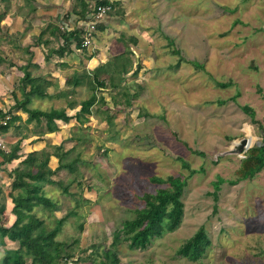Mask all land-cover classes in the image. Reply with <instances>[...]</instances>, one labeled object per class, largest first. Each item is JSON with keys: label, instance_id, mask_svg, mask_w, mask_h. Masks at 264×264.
Returning <instances> with one entry per match:
<instances>
[{"label": "rangeland", "instance_id": "obj_1", "mask_svg": "<svg viewBox=\"0 0 264 264\" xmlns=\"http://www.w3.org/2000/svg\"><path fill=\"white\" fill-rule=\"evenodd\" d=\"M134 1L137 9L132 10L129 22L137 21L139 32L118 37L125 49L120 47L116 52H125L113 57L111 64L122 68L124 61H131L136 54L140 70L121 82L111 68L108 72L112 75L105 71L97 77L106 84L110 76L119 82L115 91L97 92H102L108 103L113 124L104 119V105L99 103L92 107V115L84 125L76 126L75 119L67 124L59 122L58 131L40 139L28 136L20 143L24 154L42 149L53 152L62 146L64 151L72 150L68 160L77 155L81 158L74 172L61 170L53 176L61 181L60 185H45L46 191L59 200L55 216H66L56 239L76 241V257L81 249L92 252L96 244L110 246L112 233L142 206L143 194L171 189L168 177L180 175L187 178L181 198V224L154 239L145 250H130L122 243L117 251L121 263L264 264V168L253 178L232 184L230 180L236 179L235 171L245 152L223 153L234 140L248 137L251 147L264 138V0ZM89 30L92 43L98 32ZM136 39L139 41L133 47L134 53H130L128 44ZM100 40L98 49H94L101 46L100 50L107 53L108 43L104 38ZM19 72L22 70L12 71L16 81ZM77 90L58 100L38 98L33 105L41 109L65 107L68 114H74L79 106L69 110L67 102L80 103L90 96L86 85ZM110 92L121 101L126 94L135 95L132 106L120 102L115 108ZM1 93L0 104L7 109L13 103L12 93ZM22 116L25 118V113ZM73 136H80L81 142ZM16 139L11 135L5 140ZM3 148L7 149L5 145ZM180 159L199 171L189 175ZM58 162L50 156L52 169ZM16 164L17 160L0 167L6 207L1 224L6 226L15 219L8 196V170ZM152 176L160 177L162 182H151ZM61 185H67L71 195H65ZM38 215L47 222L52 217H47L43 209ZM200 226L210 244L200 261L192 262L178 255L177 248ZM5 242L0 253L17 247L7 238ZM95 255L93 252L91 258Z\"/></svg>", "mask_w": 264, "mask_h": 264}, {"label": "trees", "instance_id": "obj_2", "mask_svg": "<svg viewBox=\"0 0 264 264\" xmlns=\"http://www.w3.org/2000/svg\"><path fill=\"white\" fill-rule=\"evenodd\" d=\"M96 5H109L110 10L107 14L111 11L109 0L97 1ZM92 11L94 10L90 9L89 14ZM102 21H98L95 27H101L104 24ZM66 34L76 38L79 48L84 49L87 47L83 43L86 35L84 32H65L64 37H66ZM130 64V61H124L122 68L118 65L116 68H111L113 74L118 75L116 79L121 78L119 82L125 78ZM111 65L108 64V68L104 64L97 67L93 70L91 76L87 75L88 80L76 76L78 81L83 80L85 82L88 91L90 90V96L79 101L80 103L74 100L67 102L69 110H74L79 106L74 114H68L65 107L41 109L34 106L33 102L38 98L44 99L52 95L46 92L45 81L43 83L39 76L32 75L25 65L19 66L22 75L17 87L11 92L13 103L7 109L0 106V144L4 142L7 147V149H4V145L0 146V167L17 160V164L8 170L10 178L8 196L13 203L11 212L15 216L13 223L9 226L1 224L6 207L2 187L0 186V247L5 245L6 238L16 242L17 247L4 249L0 253V264H28V261L30 264H79L80 261L88 260H91L92 264H122L117 256V251L122 243H126L130 250H145L152 244L154 239L175 231L181 224L184 214V204L181 198L187 178L180 175L169 176L168 181L172 184V188L159 189L154 193H144L141 197L142 206L136 208L133 211V216L123 220L117 231L112 233L113 238L110 246L96 244L92 247V252L88 253L87 249H81L76 257V252L73 249L76 241L69 243L56 239L66 216L61 218L55 216L54 211L59 207V200L55 195L46 191L45 185H60L61 181H55L53 176L61 170H66L68 174L74 172L81 162V158L77 155L72 160H68L67 158L72 150L64 151L62 146H57L53 152L42 149L24 154L20 143L28 136L36 135V139H40L47 133L58 131L60 129L59 122L67 124L75 119L77 121L76 126H82L88 122L89 116L92 115V107L98 106L99 103L106 105L103 96L98 95L97 92L107 91V88L115 89L119 84V82L118 84L115 83L114 76L108 78L107 84L97 79L100 72H108ZM137 72L138 70L134 72V75ZM109 74L112 75L111 72ZM76 77H74V84L78 83ZM67 91L74 94L77 92L75 89ZM67 91L62 93L66 96ZM116 93L120 94L121 92ZM134 96L129 97V94H126L123 101L117 100L113 96V105L116 108L118 103L121 102L127 107H131ZM103 110H105L104 119L107 118V123L112 125L113 122L110 119L112 116L109 115L110 109L103 108ZM22 113H25V118H23ZM31 124L32 129L30 130L29 125ZM11 135H15L17 139L6 141V137ZM73 138L78 143L81 142L80 136H73ZM193 152L205 156L202 151L194 150ZM51 155L59 160L58 166L54 169L49 166ZM182 163L189 169V175L199 171L190 168L186 161L182 160ZM263 168L264 138L246 150L244 158L241 159L240 165L235 171L236 179L230 181L233 184L241 180L251 179ZM150 181L160 183L162 179L152 176ZM62 191L65 195H71L67 185L62 186ZM216 191L215 200L218 196ZM39 209L45 210L47 217L52 216L49 222H47L48 219L38 215ZM69 213H72V211ZM82 227V224H79V228L82 229ZM209 244L210 240L204 228L200 226L191 237L180 244L177 253L192 262H197L205 255ZM99 249L101 254H98ZM93 252L97 255L91 258Z\"/></svg>", "mask_w": 264, "mask_h": 264}, {"label": "crops", "instance_id": "obj_3", "mask_svg": "<svg viewBox=\"0 0 264 264\" xmlns=\"http://www.w3.org/2000/svg\"><path fill=\"white\" fill-rule=\"evenodd\" d=\"M97 1L100 0H0L1 94L10 93L17 87L22 73L19 72L16 81L14 76L12 77V71H18L19 66L25 65L32 75L39 76L43 83L45 81L46 92L52 96L43 100H58L67 90L78 91V88L86 85L83 80L78 81L76 76L88 80L87 75L91 76L100 64H111L115 59H112L113 57L123 55L125 50L116 52L120 47L125 49L124 41H120L118 37L122 38L123 34L129 32H139L138 22H129L132 10L137 9L134 0H109L111 11L108 17L105 21V18L101 20L104 23L101 27H95L97 22L95 23L94 29L98 35L92 43L90 38V42L84 44L87 46L84 49L77 46L76 38L63 35L65 32L78 31L86 34L90 31L94 11L89 14V10H94ZM134 16L137 17L136 14ZM143 32L145 31L141 33ZM100 38H104L109 45L107 53L100 50L101 46L99 50L94 49H98L96 44L101 41ZM138 41L136 39L134 44L126 46L131 50L130 53H134L133 47ZM130 60L125 79L131 78L134 74L131 72L136 65V70H140L137 55L134 54ZM74 77L77 78V84H74ZM107 90L111 91L113 88ZM69 93L72 92L67 91L66 94ZM110 95L113 94L110 92ZM107 105L108 103L103 108Z\"/></svg>", "mask_w": 264, "mask_h": 264}, {"label": "built area", "instance_id": "obj_4", "mask_svg": "<svg viewBox=\"0 0 264 264\" xmlns=\"http://www.w3.org/2000/svg\"><path fill=\"white\" fill-rule=\"evenodd\" d=\"M109 10L110 7L108 5H96L94 12L92 13L90 27L94 29L95 23L102 20ZM91 37V32L88 31L85 35L84 44L87 45L90 42Z\"/></svg>", "mask_w": 264, "mask_h": 264}, {"label": "water", "instance_id": "obj_5", "mask_svg": "<svg viewBox=\"0 0 264 264\" xmlns=\"http://www.w3.org/2000/svg\"><path fill=\"white\" fill-rule=\"evenodd\" d=\"M250 147V139L248 137H243L238 141H232L230 148L226 150L225 154H241L246 152Z\"/></svg>", "mask_w": 264, "mask_h": 264}]
</instances>
